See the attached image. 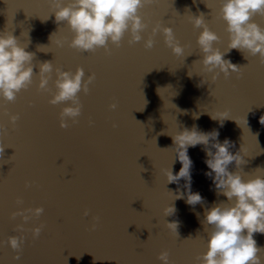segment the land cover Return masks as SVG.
Returning a JSON list of instances; mask_svg holds the SVG:
<instances>
[{
  "label": "water",
  "instance_id": "water-1",
  "mask_svg": "<svg viewBox=\"0 0 264 264\" xmlns=\"http://www.w3.org/2000/svg\"><path fill=\"white\" fill-rule=\"evenodd\" d=\"M221 3L154 0L140 10L151 24L160 21L171 26L180 43L188 45L185 57H178L160 33L150 50L143 47V40L130 45L125 34L120 47L110 45V54L103 48L80 52L68 46L73 33L66 22L55 21L49 0H0V32H12L22 45L27 43L26 51L35 53L33 84L21 90L14 103L0 98L9 113L20 114L13 128L0 111V123L8 129L0 137L6 147L0 154V264H162L157 255L165 249L171 264H194L196 256L206 251L208 237L201 223L205 208L227 202V197L217 195L212 178L205 174L210 169L203 145L188 148L193 162L191 191L199 192L203 203H186L183 178L178 184L166 183L162 169L171 167L175 174L182 167L171 149V134L193 126L203 132L217 130L219 142H232L230 152L244 149V173L264 169V125L260 123L264 64L258 56L246 52V59L232 49L225 59L241 66L239 77L232 73L225 78L221 73L213 81L199 61L203 54L196 37L201 29L194 28L189 17L203 12L209 28L220 36L216 46L223 51L228 33L219 16ZM253 19L264 27V17ZM57 40H64V45L58 46ZM38 45L46 47L39 51ZM44 60L53 63L49 81L53 91L56 67L75 72L81 66L85 79L95 73L88 94L80 93L83 107L78 123L70 122L66 129L59 126L63 105L49 104L51 93L37 91L38 62ZM111 103L117 104L115 110L109 108ZM210 114L227 118L221 126L220 119ZM235 170L233 162L229 171ZM26 181H33L32 187L26 188ZM169 190L184 192L185 197L172 200ZM17 196L23 198V207H44L38 219L25 225L30 229L43 223L44 228L38 239L30 231L23 233L19 260L4 243L11 235H21L15 228L23 221L10 217ZM170 204L175 214L164 217L163 209ZM93 216L100 217L94 231L90 230ZM165 220L179 221L178 239ZM254 239L264 248V234L255 233ZM260 255L264 258V252Z\"/></svg>",
  "mask_w": 264,
  "mask_h": 264
},
{
  "label": "clouds",
  "instance_id": "clouds-1",
  "mask_svg": "<svg viewBox=\"0 0 264 264\" xmlns=\"http://www.w3.org/2000/svg\"><path fill=\"white\" fill-rule=\"evenodd\" d=\"M153 3L154 0H68L67 3L64 0H49L55 21L58 24L66 22L73 33L72 39L68 42L70 48L80 52H95L103 48L106 54H110V45L120 47L125 34H128L130 45L143 40V47L150 50L155 44L154 37L160 33L163 35L165 45L176 56L185 57V48L188 45L180 43L171 26L163 25L160 21L151 24L142 16L140 10ZM256 15L264 17V0H222L219 16L225 21V31L228 33L227 47L223 51L216 46L220 41V36L209 28L205 14L200 12L198 15L191 14L189 17L193 27L201 29L196 37V44L203 54L199 61L205 72L212 73L213 81L221 73L225 78L232 73H237L239 77L241 66L234 64L230 59H225V55L232 49L239 50L246 59V52L251 56H258L259 62L264 64V27L253 19ZM150 24L151 31L145 39L144 33L148 31ZM55 33L53 32L49 37L51 42ZM56 43L62 47L65 41L57 40ZM37 47L39 51H42L41 49L46 45ZM26 48L27 43L22 45L12 32L6 30L0 32V98L7 103H14L21 90H27L33 84L35 53L26 51ZM38 66L39 73H35L39 78L37 91L51 93L49 104L63 105L58 114L59 126L66 129L70 127V122L71 124L78 123L83 107L80 93L88 94L89 85L96 78L95 73L89 74L85 79V72L81 66H78L75 72L56 67L53 81L55 90L53 91L49 87L54 70L52 61L38 62ZM188 75L192 74L188 73ZM109 108L115 110L117 104L111 103ZM0 111L7 115L9 123L15 128L20 114L9 113L3 105H0ZM211 118H219L222 126L227 116L214 117L211 115ZM93 123L89 120L90 125ZM260 123L264 125V115L260 117ZM116 126L113 124V127ZM7 133L6 125L0 123V137ZM218 136L217 130L203 132L199 131L196 126L175 131L171 134L174 145L171 149L174 150L182 167L175 174L171 167L162 169L166 183L178 184L181 178L185 180L188 205L195 206L203 203L200 193L191 191L190 170L193 162L188 155L190 146L203 145L207 157L205 163L210 169L205 174L212 178L217 195L222 194L227 197V202L221 201L214 203L210 208H205L204 219L201 223L208 237L206 251L196 256L194 264H264V258L260 255L264 252V248L257 246L254 239L255 233L264 234V169L257 168L254 172L258 174L244 173L241 165L247 161L243 159L242 146L239 152L233 154L229 151L232 142L225 139L221 143L217 139ZM5 148L0 143V154H4ZM233 162H235L236 170L229 171V165ZM33 183V181H26L25 187L30 188ZM170 192L172 200L185 197L184 192L177 191L175 194ZM15 203L17 208L11 212L10 217L13 220L20 217L23 221L15 228V231L20 232L21 235H11L4 243L15 253L13 258L19 260L25 242L23 233L26 230L30 231L32 238L38 239L44 228L43 223L30 229H25V225L30 220L38 219L43 214L44 207L43 205L23 207L24 201L21 196L16 197ZM175 211L173 204L166 206L163 209L164 217L174 215ZM88 214L89 210L85 209L83 215ZM92 220L90 230L94 231L100 217L93 216ZM165 226L178 239L179 221L165 220ZM191 238L189 236L185 240ZM157 259L162 264H171L169 252L166 249L158 253Z\"/></svg>",
  "mask_w": 264,
  "mask_h": 264
}]
</instances>
